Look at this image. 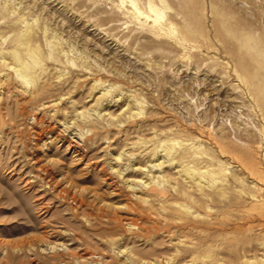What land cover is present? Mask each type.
Here are the masks:
<instances>
[{"label":"rangeland","instance_id":"1","mask_svg":"<svg viewBox=\"0 0 264 264\" xmlns=\"http://www.w3.org/2000/svg\"><path fill=\"white\" fill-rule=\"evenodd\" d=\"M151 1L0 0V264H264V0Z\"/></svg>","mask_w":264,"mask_h":264},{"label":"bare ground","instance_id":"2","mask_svg":"<svg viewBox=\"0 0 264 264\" xmlns=\"http://www.w3.org/2000/svg\"><path fill=\"white\" fill-rule=\"evenodd\" d=\"M160 2H161V4H163V5H160V4H157V3H155V2H153V1H151L150 2V9H151V12H153L155 15H156V18H155V21H156V23H162L163 22V20L166 18V16H167V12H166V7L164 6L165 4H166V1L165 0H160ZM134 6V5H133ZM134 7H136V5L134 6ZM220 13V12H219ZM219 15V14H218ZM226 22V21H225ZM222 23V22H221ZM230 23V22H229ZM172 24V23H171ZM175 25V24H174ZM228 26H230L229 24H228ZM224 27V26H223ZM31 28V27H30ZM230 29H231V27H230ZM30 31H32V29H30ZM178 31L179 30H177L175 27H173V28H171L170 30H169V33H167V34H169V35H172V36H176V34L178 33ZM28 32V31H27ZM33 32V31H32ZM31 32V33H32ZM227 32V31H226ZM29 33V32H28ZM30 33V34H31ZM180 33H182V36H181V39L183 40V41H186V42H192V38H191V35H189L187 32H181L180 31ZM30 34H28V35H30ZM191 34V33H190ZM230 35H231V33H230ZM238 35V34H237ZM25 36H27V34H25ZM158 36V35H157ZM180 36V35H179ZM30 37V39L32 38L31 36H29ZM241 37H242V35H241ZM29 39V38H28ZM27 39V40H28ZM29 39V40H30ZM33 39V38H32ZM239 39V38H238ZM180 40V39H179ZM209 40V39H208ZM28 42H30V41H28ZM237 42V41H236ZM196 44V43H195ZM243 44V43H242ZM200 45V44H199ZM201 46V45H200ZM196 47V46H195ZM244 47V46H243ZM203 48V47H202ZM241 48V47H240ZM186 49V48H185ZM225 49V48H224ZM29 50V49H28ZM27 50V51H28ZM30 51V53H31V55L33 54V52L32 51H35V50H32L31 51V49L29 50ZM252 55V54H251ZM250 57V56H249ZM20 59V61L22 60L21 58H19ZM32 60V59H31ZM33 61V60H32ZM37 63H38V60H34L33 62H31V63H29V62H23L22 61V63H20L21 65H20V67L21 68H23V70H24V72H29L31 69H33L35 66H37ZM257 63V62H256ZM39 65V64H38ZM19 72V71H18ZM21 72H23V71H21ZM22 74V73H21ZM23 74H25V73H23ZM23 74H22V76H23ZM27 76H28V78H27ZM27 76H24L25 78H26V80L29 82V83H33V81L30 79V75L29 74H27ZM252 80H253V78H252ZM260 80V79H259ZM26 81V82H27ZM261 81V80H260ZM253 84V83H252ZM246 85V84H245ZM252 88H254V87H252ZM254 91H256V90H254ZM255 94V93H254ZM259 94V93H258ZM257 96V95H256ZM254 98V97H253ZM261 101V100H260ZM263 101H264V99H263ZM256 103V102H255ZM260 103V102H259ZM264 103V102H263ZM261 114V113H260ZM217 143V142H216ZM220 143V142H219ZM173 148V147H172ZM169 151V150H168ZM170 151L172 152V150L170 149ZM169 151V152H170ZM220 153V152H219ZM231 155V154H230ZM234 155V154H233ZM238 157V156H237ZM240 158V157H239ZM241 160V159H240ZM238 161H239V159H238ZM243 161V160H242ZM246 169V168H245ZM249 169V168H248ZM194 171V170H193ZM251 171H252V169H251ZM212 172V171H211ZM221 172V171H220ZM199 174V173H198ZM259 174V173H258ZM218 175V174H217ZM219 175H220V173H219ZM207 176V175H206ZM196 177V176H195ZM209 177V176H208ZM200 180V179H199ZM203 182H204V180H203Z\"/></svg>","mask_w":264,"mask_h":264}]
</instances>
